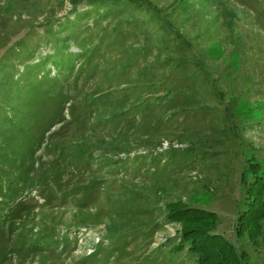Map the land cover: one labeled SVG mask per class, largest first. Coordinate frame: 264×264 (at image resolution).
I'll return each mask as SVG.
<instances>
[{"label": "rangeland", "instance_id": "1", "mask_svg": "<svg viewBox=\"0 0 264 264\" xmlns=\"http://www.w3.org/2000/svg\"><path fill=\"white\" fill-rule=\"evenodd\" d=\"M253 156L264 0H0V264H197L180 197L264 264L235 230Z\"/></svg>", "mask_w": 264, "mask_h": 264}, {"label": "trees", "instance_id": "2", "mask_svg": "<svg viewBox=\"0 0 264 264\" xmlns=\"http://www.w3.org/2000/svg\"><path fill=\"white\" fill-rule=\"evenodd\" d=\"M247 159V168L242 173L247 184L245 207L238 213L235 230L238 236L246 235L259 244L264 236V168L255 156ZM163 214L166 220L181 223L171 250L190 252L197 264H250L246 254L217 230L219 216L215 210L187 203L180 197L168 201Z\"/></svg>", "mask_w": 264, "mask_h": 264}]
</instances>
